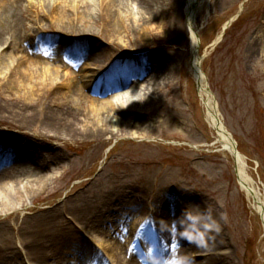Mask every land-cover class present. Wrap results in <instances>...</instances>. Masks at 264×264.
<instances>
[{
    "label": "rangeland",
    "instance_id": "obj_1",
    "mask_svg": "<svg viewBox=\"0 0 264 264\" xmlns=\"http://www.w3.org/2000/svg\"><path fill=\"white\" fill-rule=\"evenodd\" d=\"M22 1L16 43H12L13 63L21 61L20 68L28 69L36 77L47 67L50 73L58 75L55 83L58 88L53 90L66 93V98L47 90L43 105L31 104L27 109L22 106V98L7 86L9 71L0 68L3 80L0 81V143L9 149L11 144L19 145L23 140L31 151L29 154L36 159V167L42 164L40 168L48 174L46 198L41 196L36 204L27 201V208L19 207L18 211L11 202L13 212L18 213L0 218L4 231L0 244L12 248L21 259V263L14 259L9 262L78 264L77 257L83 256L78 255L90 251L93 254L84 259L88 264L96 256V264H129L131 260L139 264L149 261L175 264L177 260L182 264H264L257 256L260 248L264 255L260 217L238 185L234 157L217 142L205 120L189 68L186 0H161V7L158 10L154 7L147 14L139 10L135 0H125L121 9L125 27L113 39L102 34L99 24L93 25L98 9L88 19L87 29L93 33L83 36L67 27L64 30L55 26L47 8L54 0ZM195 7L198 29L195 46L206 87L217 102L222 123L236 140L240 155L245 157L246 178L264 197V0H198ZM140 15L145 19L150 17L144 23L145 28ZM77 27L86 29L81 24ZM125 31L129 32L128 38ZM220 33L217 41L215 38ZM11 38L10 33L4 35L5 43L0 51H9L6 42ZM62 41L78 42L76 60L67 52L45 54L44 49L60 47ZM91 41L97 43V48L81 49ZM25 43L31 48L29 61L23 50ZM33 52L36 55L32 56ZM161 60L166 64L165 72H160L158 78L152 77L153 66ZM131 81L135 82L131 84ZM139 82L141 94L136 97V105L124 107L126 111L120 110L123 112L119 115L122 122L129 111L131 123L110 128L109 116L103 112V122L99 124L103 133L98 123L91 121L92 101L104 100ZM56 103L63 106L64 119L78 129L75 136L64 132L67 126L63 131L57 128L50 132L40 128L44 125L40 122L41 108ZM19 114L33 118L29 121L34 120L33 126L37 123L39 130L26 128V122H17ZM97 127L99 133L88 136ZM52 134L60 142L49 139L48 135ZM48 155L52 161L44 160ZM22 187L13 186L9 195L18 196ZM117 189L127 193L128 197L121 201H126L124 208L141 204L143 212L129 215L130 209L123 211L113 205L105 210L113 220L110 223L116 224L113 227L80 214V202L95 203L99 197ZM188 200L192 203L190 210L212 227L208 231L218 241L220 250L205 248L201 253L190 251L176 257L171 243L176 239L174 230H170L166 240L157 234L165 232V226L175 225V210ZM46 208L55 214L53 224L55 219L68 223L69 244L72 243L61 249L65 237L52 226L50 245L30 256L26 249L28 239L21 235L33 225L26 222L30 213L27 209ZM156 212L159 213L155 215ZM164 215L171 220L168 224L163 223ZM193 238L198 239L196 235ZM165 250L173 258L152 262L159 255L165 256ZM123 251L130 258L124 257ZM10 252L7 257L12 255ZM2 257L8 262L0 254Z\"/></svg>",
    "mask_w": 264,
    "mask_h": 264
},
{
    "label": "bare ground",
    "instance_id": "obj_2",
    "mask_svg": "<svg viewBox=\"0 0 264 264\" xmlns=\"http://www.w3.org/2000/svg\"><path fill=\"white\" fill-rule=\"evenodd\" d=\"M21 1L22 0H0V47L3 45V43H5L3 42V39L6 33H10L13 37V39H9V42H6L7 44H9V46H6V48H9V51H6V49H2L0 51V68H5L9 71V75L6 78L7 86L8 88H10L9 90L15 91L16 94H18L22 98V101L24 102V104L22 105L23 107H27V105L31 104L43 105L47 101V90H52V94L56 93V95H59L61 98H66V93L61 94L53 90L54 88H58L55 87V83L58 81L56 80L58 75L56 73H50V70L47 67L43 68V71L41 73H38L36 77L33 76L28 69H25L24 67L23 69L20 68V66L22 65L21 61H14L13 63L12 58H15V54L13 53L14 49L12 47V43L15 41V32L20 22L18 13L21 12V3L23 2ZM135 1L137 2L139 10H142L143 14L152 12L154 10V7H156V10L161 7V5H159L161 0ZM197 3L198 0H186V6L184 9V16L186 18L190 40L191 58L189 62V68L192 77L196 81L195 84L197 87L198 95L204 108L205 120L209 127L214 131L215 139L217 140V142H219L223 148L225 147V150H227L234 157L238 185L249 200L251 209L259 215L264 233V197L255 187H253L251 182L246 178L237 145H228L227 141L231 140V138L230 136H227L226 133H224L222 120L215 115L216 111L215 108L213 109V102L218 108L217 102L215 99L212 101L213 95L211 91L206 87V83L204 80L205 77L200 68L201 58L198 56V51L195 46V41L198 35V29H196L195 27V5ZM125 4V0H54L52 5L47 8L48 12L51 14L55 26L64 30H67V27L68 29H71L73 33L81 34L83 36H86L88 33H93V31L87 29L88 25L90 24V21L88 19L92 18L91 13H93L94 10L96 11L98 9V19L96 18V21L95 19H92L93 25L96 27V24H99V27L103 29L102 34L107 38L113 39L112 37L116 36L115 34L120 33L122 28L125 27L124 20L121 17V9L123 8V6H125ZM128 11L130 13L132 12L131 10ZM140 16V22H142L143 28H145L144 23H148L150 21V17L147 16L145 19L144 17H142V15ZM78 24H81L82 27L86 29H78ZM220 35L221 33L216 36L215 39L217 41L220 39ZM125 36L128 38L129 32L125 31ZM91 42H88V45L81 49L87 51L97 48V43L94 41ZM15 43L16 42H14V44ZM59 45L60 47L53 45L52 49H44L45 54L54 55L60 54L62 52H67V54L70 55L73 61L76 60L78 56L77 49L80 47L77 41H62ZM18 46H22L20 42H18ZM25 46L26 47L25 49L23 48V50L26 53L27 60H32V57L30 56L31 48H28L29 45L27 43H25ZM33 53L34 54H32V56L36 55L35 52ZM31 64L34 65V62H30V65ZM15 68H19V70ZM165 68L166 64L164 60L158 61L153 66L154 72H150V74L152 77L158 78L160 72H165ZM38 80L42 81L38 82ZM0 81H3L2 78H0ZM134 82L135 81H131V84ZM139 85L140 82L134 86L130 85L128 88H123L119 92L107 96V98H105L104 100L92 101V109L89 111L91 121L98 123L99 126V124L103 122L101 113L105 112L107 114L106 116H109L108 119H110L109 123L111 125L108 124L110 128H113L114 126L116 128L117 125L121 126V124L129 125L132 121L130 112L127 111V113H125L126 116L123 118L122 122L119 119V115L124 110L126 111L124 107H131L136 105V97L140 96L141 94ZM118 95H120L121 97L118 98ZM43 98L44 102L41 103ZM65 103H70V101H67ZM120 110L123 111H121L120 113ZM41 112L43 114L40 117V119H42L40 122L44 124L42 127L40 125L41 129H45L50 132V129L59 128L63 131V128L67 126L64 132L69 134V136H75V134L78 133V129L74 127L73 124H70V121L67 122V120L64 119L63 106L60 107V104L56 103L53 107L45 106L41 108ZM17 116V122H26V128H33V130L37 132L38 124L36 123L35 126H33L34 120H32V122L29 121L31 118L29 115H27L26 117H21L19 114ZM217 119L221 121V124H219ZM99 127L103 130L104 133L103 126ZM99 127L95 129L96 131L92 130L88 136H94L99 133ZM39 135L41 136L43 134L39 132ZM48 136L49 139H52L54 141L57 140L58 142H60V138L54 136V134H52V136ZM62 144L65 145L66 141H62ZM4 145V143H0V196H3V198H0V218L14 217L15 214L18 213L13 212L14 209L11 207V202L12 205L13 203L17 205L15 206V210L18 211L19 207H21V209L27 208V201H29L31 204H36L40 200L39 198L41 196L43 199L48 196V174L44 173V170L41 169L42 164H38V167H36V159L33 155L29 154V152L31 151L27 150V143L22 140V143L19 145L11 144L9 146V149L3 148ZM44 160L52 161V157L49 155L44 156ZM57 162V159H55L54 163L56 164ZM8 172H10L11 174H8ZM13 186H15L16 188H20L21 186H23V190H20L18 196L12 198V196L9 195V192L10 189L13 188ZM126 194L127 193L124 190L117 189L115 190V192H108L107 196L105 197H99L98 200L95 201V203H92V201H87L84 203L80 202L78 205L79 212L81 215L89 216L90 219L93 218L95 222L105 223L107 226L113 227L116 224L110 223L113 220L109 219V215H106L108 214V211L105 212V210L107 209L110 210L113 205L120 207L123 211L125 209H130L128 213L129 215L142 213L144 210L141 204L132 209L124 208V206H126V201H123L125 204L121 201L123 200V198L128 197ZM168 198H172L171 195L168 196ZM190 204L192 203L189 200L183 202L180 208L175 210V214L173 215V217L175 218V225H173V223L169 226L167 225L164 227L165 232H158L157 234H159L162 239L166 240L168 234L170 233V230H174L176 239L171 243L174 248L173 255L176 257L185 256L186 252L190 251H193L194 253H201L205 251V248H210L211 250L215 251L220 250L221 247L218 246V241H216L214 237H212V233L208 231V229L210 230L212 229V227L206 224V222L202 219V217L199 216L197 212H193L190 210ZM27 210H29L30 213L27 217L29 219H26V222H31L33 225H31L32 227H30L31 229L28 232H26L27 229L23 230L21 235H25L28 239L26 242V249L30 256L35 255L36 252H41L46 248V246L50 245V242H52V226L55 227V231L62 233V236L65 237V240L61 244V249H63L64 246H71L72 242L69 244L70 237L67 234V231L69 230V228H67L68 223L65 224L64 221L61 222L57 221L58 219H55V223L53 224L52 215L54 213H52V209L48 210V208H46L38 210ZM158 213L159 212H156L155 215H157ZM170 221L171 220L169 219V217L167 215H164L163 223L168 224ZM1 227L2 226H0V238H3L4 231L1 230ZM195 235L198 237V239L193 238V236ZM114 237L117 238V235H114ZM209 239L213 240L212 243L209 242ZM261 250L262 249L260 248V250L257 252V256L258 260L261 263H264V255ZM8 251H11L10 253H12L10 257H7L6 255ZM164 252H166L164 253L165 256L159 255V257L157 256L155 259H153L152 262H158L163 258V261H167V257L173 258L171 252L168 253V250H165ZM119 253H121L120 250ZM123 253L124 257L130 258V255L127 254V251H123ZM167 253L170 254V256ZM0 254L8 259L7 262L5 258H0V264H19L17 262L21 263V259H19L18 256L13 253L12 248H6L5 246H2L0 244ZM92 254L93 252L90 253V251L87 254L86 252L82 251L78 256H83L77 257L76 253L74 252L75 258L77 257L78 264H88L84 259L86 256ZM13 259L17 262H9ZM96 259L97 256L95 257V259L93 258V261L95 263H91L96 264ZM213 261H216L215 257H212V263H214ZM177 262H180V264H182V261L180 260H177ZM177 262L175 261V264H177ZM129 264L139 263L131 260ZM145 264L151 263L149 261V263L147 262Z\"/></svg>",
    "mask_w": 264,
    "mask_h": 264
}]
</instances>
